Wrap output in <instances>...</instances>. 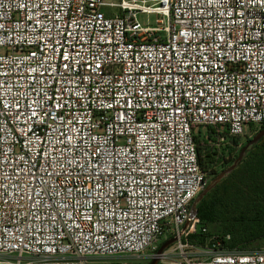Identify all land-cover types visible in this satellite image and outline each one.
I'll list each match as a JSON object with an SVG mask.
<instances>
[{
  "label": "built area",
  "instance_id": "built-area-1",
  "mask_svg": "<svg viewBox=\"0 0 264 264\" xmlns=\"http://www.w3.org/2000/svg\"><path fill=\"white\" fill-rule=\"evenodd\" d=\"M0 25V264L152 259L173 237L157 264H264L189 251L209 231L196 136L264 126V0H0Z\"/></svg>",
  "mask_w": 264,
  "mask_h": 264
},
{
  "label": "trees",
  "instance_id": "trees-1",
  "mask_svg": "<svg viewBox=\"0 0 264 264\" xmlns=\"http://www.w3.org/2000/svg\"><path fill=\"white\" fill-rule=\"evenodd\" d=\"M208 133L211 136V127ZM200 135L196 136L198 160L203 171L212 173L208 185L224 169H211L215 160L206 148L208 140L203 135L204 142L198 140ZM233 142L237 143V138ZM244 146L238 150L235 167L197 203L198 216L209 231L207 235L190 236L193 244L207 245L212 236L210 228L221 234L220 240L227 250L251 251L264 244V135L239 157Z\"/></svg>",
  "mask_w": 264,
  "mask_h": 264
},
{
  "label": "rangeland",
  "instance_id": "rangeland-1",
  "mask_svg": "<svg viewBox=\"0 0 264 264\" xmlns=\"http://www.w3.org/2000/svg\"><path fill=\"white\" fill-rule=\"evenodd\" d=\"M107 2H119L120 0H105ZM150 20H155L157 18V15L152 14L150 16L147 15H140L141 21L145 22L147 19ZM259 131L256 130V127L254 125L251 126V128L248 130V133L245 136H242L240 138H237L238 142L234 143L232 141L231 144H224L221 145L220 147H216V145L213 142H207L206 143V148L208 149L209 153L213 156L214 158V163L211 164V169L216 170V171H221L222 169H225L228 165H233L236 161V155L238 153L239 148L242 145H245L246 142L248 141L249 138L254 137L256 133ZM199 134H202L204 137L209 134L208 129H201L199 131ZM200 135L198 140H203V136ZM204 142V140L202 141ZM212 177V173H208V180ZM209 230V229H208ZM212 231V236H215V239L210 238V242L205 245H195L196 248H189V251L193 252H201L198 250H203L206 248H210L212 251H218L221 249H224L225 247L223 246L220 236L221 234L217 233L215 229L210 228ZM211 236V237H212ZM264 249V244L255 246L252 251L255 250H263ZM152 253V249H149L148 252L140 257L137 258L135 256H128V255H122V256H114V257H90L88 258L89 264H120L123 261H126L128 264H148L151 261V258L149 257V254ZM121 261V262H120Z\"/></svg>",
  "mask_w": 264,
  "mask_h": 264
},
{
  "label": "water",
  "instance_id": "water-1",
  "mask_svg": "<svg viewBox=\"0 0 264 264\" xmlns=\"http://www.w3.org/2000/svg\"><path fill=\"white\" fill-rule=\"evenodd\" d=\"M264 135V128L261 129L254 137L250 139L249 142L245 144V146L242 148L239 157H242L246 149L256 141H258L262 136ZM238 159L235 161V163L224 170H222L214 179L212 182H210L208 185L205 186V188L199 193V195L196 197L194 202L192 203L191 206V216H197L198 215V209H197V203L202 200V198L211 190L213 186H215L221 179L222 177L230 170H232L235 165L237 164ZM176 241V237L170 238L166 240L157 250L156 255L151 259V261L148 264H157L159 261V255L162 254L167 248H169L172 244H174Z\"/></svg>",
  "mask_w": 264,
  "mask_h": 264
},
{
  "label": "flooded vegetation",
  "instance_id": "flooded-vegetation-1",
  "mask_svg": "<svg viewBox=\"0 0 264 264\" xmlns=\"http://www.w3.org/2000/svg\"><path fill=\"white\" fill-rule=\"evenodd\" d=\"M165 241H166V240H165ZM165 241H164V242H165ZM164 242H163V243H164ZM163 243H162V244H163ZM162 244H161V245H162ZM161 245H160V246H161Z\"/></svg>",
  "mask_w": 264,
  "mask_h": 264
},
{
  "label": "snow or ice",
  "instance_id": "snow-or-ice-1",
  "mask_svg": "<svg viewBox=\"0 0 264 264\" xmlns=\"http://www.w3.org/2000/svg\"><path fill=\"white\" fill-rule=\"evenodd\" d=\"M0 27H2V25H0Z\"/></svg>",
  "mask_w": 264,
  "mask_h": 264
}]
</instances>
